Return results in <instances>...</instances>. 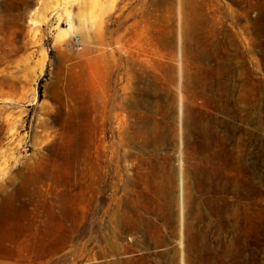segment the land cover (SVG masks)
I'll list each match as a JSON object with an SVG mask.
<instances>
[{
    "label": "rangeland",
    "instance_id": "1",
    "mask_svg": "<svg viewBox=\"0 0 264 264\" xmlns=\"http://www.w3.org/2000/svg\"><path fill=\"white\" fill-rule=\"evenodd\" d=\"M181 262L264 264V0H0V264Z\"/></svg>",
    "mask_w": 264,
    "mask_h": 264
},
{
    "label": "bare ground",
    "instance_id": "2",
    "mask_svg": "<svg viewBox=\"0 0 264 264\" xmlns=\"http://www.w3.org/2000/svg\"><path fill=\"white\" fill-rule=\"evenodd\" d=\"M138 129H136V131H137ZM141 131H142V129H141ZM140 130H139V132H141ZM143 133V132H142ZM141 134V133H140ZM139 134V135H140ZM127 155V154H126ZM99 166L97 167V170H96V178H95V181H94V183L96 184V187H95V196H94V203L96 204V206H95V212L96 213H99L100 212V210H101V202H102V199L104 198V192H105V189L106 188H109L110 187V184H111V178H112V172H111V170L109 169L108 171H103V166L101 167V163L100 164H98ZM102 170H101V169ZM138 169V168H137ZM138 172V171H137ZM139 174V173H138ZM131 175V174H130ZM181 175V174H180ZM135 176V175H134ZM134 176L133 177H130V176H127V178H126V184L130 187L131 186V191H129V189H127V188H129V187H127L126 188V190L127 191H125L124 189V192H125V194H126V201L124 202L123 201V203H124V206H125V212H124V214H125V216L128 218V217H130V216H132L133 215V210L135 209L136 210V208H134V209H132V207L131 206H133V205H131V200H130V196H129V194L132 192L134 195H135V198H139V188H141V187H139V183H138V180H137V177L136 178H134ZM179 176V175H178ZM126 177V176H125ZM123 180V179H122ZM135 180H136V182H135ZM177 181H178V189H177V193H178V201H179V203H178V201L176 202V203H178L179 204V208H178V210L180 209V216H183V215H185V210H183V208H184V206H185V204H184V202H186L187 203V201H185L184 200V192H187V191H184V190H186V189H184V180H183V178H182V175L181 176H179V179L177 178ZM141 184V183H140ZM122 185V184H121ZM172 186V185H171ZM185 186H186V184H185ZM121 187H123V186H121ZM141 191V190H140ZM130 192V193H129ZM131 193V194H132ZM187 195H188V193H186ZM142 195V194H141ZM186 195V196H187ZM142 197V196H141ZM106 198V197H105ZM132 198V197H131ZM188 198V197H187ZM176 199H177V197H176ZM133 201V200H132ZM138 203H140V201H139V199H138ZM94 204V205H95ZM132 204H133V202H132ZM120 205V204H119ZM118 205V206H119ZM131 205V206H130ZM141 206H142V203H141ZM138 207H139V205H138ZM142 208V207H141ZM186 208V207H185ZM108 210V209H107ZM137 211V210H136ZM116 212H117V210H116ZM141 213V212H140ZM139 213V214H140ZM179 213V212H178ZM102 214V213H101ZM108 214V213H107ZM118 214V213H117ZM136 214H138V212L136 213ZM142 214V213H141ZM140 214V215H141ZM109 215V214H108ZM122 215V214H121ZM140 215H139V217H140ZM122 217V216H121ZM124 217V216H123ZM99 218H100V216H99ZM119 218V217H118ZM107 219V218H106ZM111 219L112 218H110V219H108V223H111L112 221H111ZM121 219V218H120ZM119 219V220H120ZM183 219V218H182ZM98 220V219H97ZM116 220H117V218H116ZM118 220V221H119ZM139 220V219H138ZM122 221H124V219L122 220ZM121 221V222H122ZM102 222V221H101ZM106 222V221H105ZM133 222H135V221H133ZM138 222V221H137ZM140 222V221H139ZM125 223V222H124ZM106 224V223H105ZM115 224H116V221H115ZM117 224H119V222L117 223ZM97 227H99V225H101L100 224V221H98L97 222ZM103 225V224H102ZM107 225V224H106ZM183 224H181V226H182ZM118 226V225H117ZM122 226V225H121ZM183 227V226H182ZM181 227V228H182ZM117 228H119V227H117ZM100 229V228H99ZM181 232V231H180ZM179 232V234H181ZM182 235V234H181ZM180 235V236H181ZM179 236V237H180ZM182 238V237H181ZM182 263V262H181ZM183 264V263H182Z\"/></svg>",
    "mask_w": 264,
    "mask_h": 264
}]
</instances>
